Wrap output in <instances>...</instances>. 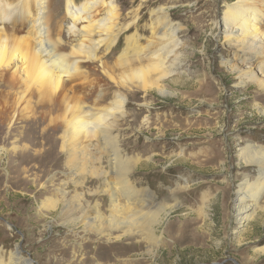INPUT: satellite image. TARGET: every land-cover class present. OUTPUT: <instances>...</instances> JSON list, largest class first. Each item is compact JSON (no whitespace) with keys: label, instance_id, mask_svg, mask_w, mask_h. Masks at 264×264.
Returning a JSON list of instances; mask_svg holds the SVG:
<instances>
[{"label":"rangeland","instance_id":"374dc122","mask_svg":"<svg viewBox=\"0 0 264 264\" xmlns=\"http://www.w3.org/2000/svg\"><path fill=\"white\" fill-rule=\"evenodd\" d=\"M235 1L114 0L119 19L114 34L120 29L121 32L116 53L104 59L108 66L125 49L127 37H136L141 46L146 45L152 12L163 8L169 25L178 29L180 63L173 71L179 75L162 82L169 95L161 96L156 90L142 92L137 87L139 80L132 75L133 79L127 76L124 85L116 88L99 76L95 65L91 66L100 77L99 85L109 93L106 103L113 100L115 91L126 99L124 118L117 119L112 135L120 158L136 163L130 166L128 182L134 190H145L153 196L149 205L164 203L171 207L154 232L160 242L151 244L137 234L116 240L119 233L115 231L98 236L82 225V212L62 214L66 212L63 202L53 209H41L45 200L60 199L57 194L64 191L66 201L80 194L88 209L101 204L99 208L107 216L111 201L101 193L118 185L111 174L109 157L93 149L87 155L89 160L81 162L82 174L73 177L74 182L83 181V186L75 187L70 178L79 157L71 161L69 153L57 147L63 129H53L60 124L62 111L56 109L44 120L40 117V106L44 104L33 100L25 115L35 120L15 121L7 113L0 118L3 136L12 130L11 138L5 136L2 143L29 147L17 154L0 151L3 263L19 247L32 264H264V252L260 250H264V213H260L264 197L258 200L254 219L246 223L243 231L235 230V200L245 181L251 183L257 173V169L241 163L237 150L248 143L264 147V117L253 106L255 89L235 87V76L224 67V61L232 60L237 51L226 44L219 25L223 12ZM50 3L52 34H60L63 44H71L64 0ZM81 3L75 0L76 5ZM132 13H137L134 19L130 18ZM133 21L135 26L125 30ZM131 49L128 56L134 54ZM116 79L119 82L121 76ZM70 102L74 106L76 100ZM94 173L105 176L95 179L91 175ZM76 218V225L66 224ZM87 248L89 253H85Z\"/></svg>","mask_w":264,"mask_h":264},{"label":"bare ground","instance_id":"6f19581e","mask_svg":"<svg viewBox=\"0 0 264 264\" xmlns=\"http://www.w3.org/2000/svg\"><path fill=\"white\" fill-rule=\"evenodd\" d=\"M50 1L0 0V118L7 113L15 117V121L23 120L28 123L35 120L36 117L25 115L33 100L35 104H44L40 106V117L44 120L56 109L62 111L61 122L53 129H63L61 143L57 147L62 152L67 151L71 161L75 156L79 157V164L75 163L74 175L70 178L75 187L83 186V181L74 182L73 177L82 174L81 162L86 163L89 160L87 155L93 149H98L109 157V167L113 171L111 174L118 185H112L101 193L108 195L111 201L109 209L107 208L109 215L104 216L99 208L100 203L88 209V204L80 194L66 201L64 191L57 194L60 199L45 200L41 209H53L63 202L66 212L63 211L62 214L82 212V225L98 236L105 234L104 232L115 231L119 233L116 240L137 234L151 244L158 243L154 232L169 215L171 207L164 203L149 205L153 196L145 190H134L128 182L130 166L136 163L120 158L116 138L112 135L117 129V119L124 118L126 99L119 94L120 91H112L113 100L106 103L109 93L104 92L99 85L101 80L95 68L99 71V76L106 78L116 88L124 85L127 76L129 79H133V76L139 80L137 87L142 92L156 90L161 96L169 95L162 82L166 77L179 75L173 71V67L180 63L177 52L179 43L176 38L178 29L169 25L163 8L152 12L147 27L150 37L146 45L141 46L136 37H127L125 49L108 66L104 59L110 53H116L118 35L121 32L120 29L117 30V35L114 34L119 20L114 0H82L80 5H76L75 0H64L67 34L72 38V43L68 45L63 44L60 34L51 32L54 29L50 28ZM135 15L132 13L130 18L134 19ZM135 21L127 25L125 30L135 26ZM219 33L226 44L237 51L232 60L224 61L227 72L235 76L237 82L234 86H252L255 89L256 99L253 101L256 104L253 106L264 117V106L260 105L264 104V0H236L223 12ZM131 48L135 50L134 54L128 56L133 51ZM91 66L95 68L92 69ZM117 76H121L119 82ZM70 99L76 100L74 106L70 105ZM1 129L0 151L17 154L29 150L27 145L13 143L8 147L7 143H2L5 136L7 139L10 137L12 130L3 136ZM20 134L22 135L21 132ZM237 151L242 164L257 169L254 181L250 183L245 179V186L240 188L235 200L234 212L238 217L235 230L243 231L246 223L256 216L258 200L264 197V147L248 143ZM91 175L95 179L100 175L105 176L104 173ZM262 212L264 213V207L261 208L260 213ZM63 216L65 215H61ZM77 221V218L71 219L66 224L76 225ZM88 248L85 253H89ZM79 249L82 251V245ZM260 250L264 252L263 249ZM9 255L5 263L0 259V264H32L19 247ZM82 260L86 262V259Z\"/></svg>","mask_w":264,"mask_h":264}]
</instances>
